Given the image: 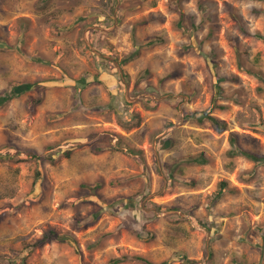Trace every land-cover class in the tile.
<instances>
[{"label":"rangeland","instance_id":"374dc122","mask_svg":"<svg viewBox=\"0 0 264 264\" xmlns=\"http://www.w3.org/2000/svg\"><path fill=\"white\" fill-rule=\"evenodd\" d=\"M257 33L264 0H0V264H264Z\"/></svg>","mask_w":264,"mask_h":264},{"label":"trees","instance_id":"16d2710c","mask_svg":"<svg viewBox=\"0 0 264 264\" xmlns=\"http://www.w3.org/2000/svg\"><path fill=\"white\" fill-rule=\"evenodd\" d=\"M199 8L201 9V4L199 5ZM257 36L261 37L264 39V34H261V33H257ZM154 42V39H150V41H148V43H153ZM1 44H5L3 42H0ZM10 47V46H8ZM213 68H216L215 64L213 65ZM214 74L216 75V78H218V80H221L222 78H225L223 76H220L217 74L216 71H214ZM37 84V83H36ZM33 86V83L32 82H19V83H14L10 86L9 90L8 91H5L3 93L0 94V106H2L5 102L9 101L10 99L14 98V97H18L19 95H21L22 93H24L25 91L29 90L30 88H32ZM36 86V85H35ZM37 86L39 87V84H37ZM41 101V95H37L34 100H33V105L36 104V103H39ZM218 106H224L223 104H218ZM189 116H195L199 119H202V118H208L210 119L216 129L218 130H221L223 129V127L225 126V123L223 121H220L219 119H217L216 117H214L213 115H210L209 112L207 110L205 111H201V112H191L190 114L189 113H186L185 114V117H188ZM229 142L231 144V147L229 148L228 150V154L230 156H234V155H243V156H246V157H249L251 160L255 161L256 163H259V164H264V155H260L256 152H253V151H250L244 147H242L240 144H239V140H238V137H237V134L235 132H231L230 135H229ZM32 156L34 158H39L40 156L37 155L36 153L35 154H32ZM184 161L186 162H189V163H204L207 161V159L204 157V155L202 154H198V155H190L188 157H186L184 159ZM38 174H39V171H38ZM187 182H189L190 184H195V179H192V178H188V179H185ZM227 190V183L226 181L224 180H221L218 182V187H217V191L216 193L214 194V197L213 198H217V197H220L224 191ZM51 238H56V239H59L60 241H64V242H68L70 244H73V236L69 233H66V234H62V233H58L56 231H53V230H49L47 232H45L43 234V237L41 239H39L37 241V243H41L43 241H48L50 240ZM134 258L136 259H139V260H142L146 263H148V259L140 256V255H136L134 256ZM186 262L187 263H192L193 260L192 259H186Z\"/></svg>","mask_w":264,"mask_h":264}]
</instances>
